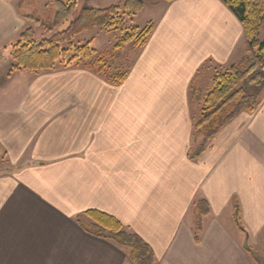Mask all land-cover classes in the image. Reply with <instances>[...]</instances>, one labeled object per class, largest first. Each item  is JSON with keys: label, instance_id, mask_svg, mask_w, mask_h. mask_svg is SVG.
<instances>
[{"label": "crops", "instance_id": "1", "mask_svg": "<svg viewBox=\"0 0 264 264\" xmlns=\"http://www.w3.org/2000/svg\"><path fill=\"white\" fill-rule=\"evenodd\" d=\"M6 2L0 0L4 53L14 22L6 21ZM178 20L187 26L183 36L165 30ZM246 43L220 0H176L119 85L75 66L0 77V264H134L126 249L83 228L91 226L83 215L89 209L139 235L154 264H258L264 94L199 157L188 155L194 100L187 89L207 61L233 64ZM166 89L171 96H150ZM200 198L209 212L195 238ZM234 199L244 230L233 219Z\"/></svg>", "mask_w": 264, "mask_h": 264}, {"label": "trees", "instance_id": "2", "mask_svg": "<svg viewBox=\"0 0 264 264\" xmlns=\"http://www.w3.org/2000/svg\"><path fill=\"white\" fill-rule=\"evenodd\" d=\"M49 1L54 10L51 19L41 20L25 15L24 18L31 19L46 36L35 39L33 27H27L20 32L17 41L11 46L9 74L16 71L34 74L51 71L55 69L57 63L63 68L75 66L88 70L100 65L98 73H101L106 68L103 62L105 53L97 54L96 50L90 47L89 41L82 45H74L73 39L77 35L95 28L120 31L121 36L114 49H122L129 44L134 48H142L154 28L153 22L143 28L136 26L126 28V16L135 15L151 0H123L121 6L113 4L103 8L83 7L65 28L54 31L69 19L76 8L77 0ZM220 1L239 20L246 41L253 52L244 61L232 64L225 71L214 75L209 90L197 98L200 110L192 121L194 140L188 150L191 159L199 157L219 130L240 112H253L264 94V41H258L260 31L264 29V0ZM96 54V58L91 60ZM125 77L126 72H118L114 76H108L107 80L119 85ZM193 93L194 91L190 92V96ZM194 204L195 238H198L202 231V217L209 212V205L203 198ZM232 204L234 222L239 229L244 230L237 199H234ZM83 215L91 220V226L82 225L87 232L126 249L134 264H154L152 248L139 235L125 231L117 218L95 209L86 210ZM255 260L258 264H264L261 257H255Z\"/></svg>", "mask_w": 264, "mask_h": 264}, {"label": "rangeland", "instance_id": "3", "mask_svg": "<svg viewBox=\"0 0 264 264\" xmlns=\"http://www.w3.org/2000/svg\"><path fill=\"white\" fill-rule=\"evenodd\" d=\"M6 21L9 23L10 19L14 20L13 23L9 24V33L7 31V38L2 42L5 45V53L3 52V46L1 45L0 51V77L9 75L11 58H10V50L13 43H15L18 39L20 32H22L27 27H33L35 30V39H40L46 35L43 34L41 29L34 24L31 19L24 18L25 15H31L41 20L51 19L54 15V10L51 8L49 0H6ZM123 0H77L76 8L74 12L71 14L69 19L61 26H58L54 31L62 30L67 26V24L73 20L80 12L83 7H93V8H103L113 4H120ZM176 1V0H175ZM191 1V0H189ZM159 2V3H158ZM174 2V1H172ZM157 3L156 5H153ZM171 2H166L164 0H151L150 3H147L144 8L136 13L133 16H126V28L130 26H136L138 28L145 27L148 23L153 22L154 28L162 17L167 13L168 6ZM122 4H120L121 6ZM179 10L183 11L185 8H180ZM122 12V8L120 9ZM3 9L0 8V14H2ZM169 26V25H168ZM183 21L178 20L174 24L170 25L165 30L170 34L175 35H185L186 27ZM15 27V29H14ZM167 27V26H166ZM163 30V31H165ZM14 31H16L14 33ZM152 31V33H153ZM151 33V34H152ZM121 36L120 31L114 30H104L101 28H95L88 31H84L81 34L77 35L73 39L74 45H82L85 42H90V47L95 49L97 54L100 52L105 53L104 63L106 64V68L104 72L98 73V69L100 65H95L91 67L93 73L98 74V77L104 79L108 82V76H114L118 72H124L127 70L128 64L133 62V59L137 57L142 48H134L131 44L126 45L122 49H114L115 43L119 40ZM258 41H264V29L260 31L258 36ZM247 42V41H246ZM248 44V43H246ZM247 51V54L245 52ZM249 52V53H248ZM253 50L250 47L244 49V47L239 48V52L236 54L235 59L233 60V64H238L252 55ZM97 54L91 59L94 60ZM70 56V55H68ZM203 67V70L196 76L194 83L187 89L188 98L190 97L194 102H190L191 105L190 110L187 106L182 105L184 112L187 110L192 112V119L198 116L200 110V102L198 101V97L205 94L212 85V78L219 72L225 71L229 68L232 63L230 62H216L214 59H210L207 61ZM61 68V64L57 63L54 70ZM82 68V67H80ZM46 72V71H45ZM5 74V75H4ZM26 76H32L30 73H25ZM100 75V76H99ZM193 90V95L190 96V92ZM171 91L169 89L159 90L156 93L151 92L150 96H171ZM159 92V93H158ZM183 96V94H182ZM138 107V106H137ZM156 107L154 104L149 106L151 112H156ZM167 111H174V106H168ZM176 107H180L177 105ZM193 121V120H192ZM190 147L193 144V132L190 138ZM251 239V238H250ZM256 251L259 250L257 249ZM261 257H264L263 253H260Z\"/></svg>", "mask_w": 264, "mask_h": 264}]
</instances>
